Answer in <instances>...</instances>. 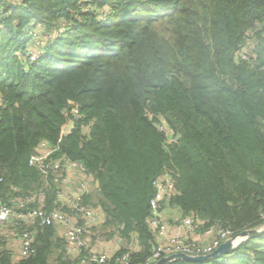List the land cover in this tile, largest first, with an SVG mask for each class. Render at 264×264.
Wrapping results in <instances>:
<instances>
[{"label":"trees","instance_id":"1","mask_svg":"<svg viewBox=\"0 0 264 264\" xmlns=\"http://www.w3.org/2000/svg\"><path fill=\"white\" fill-rule=\"evenodd\" d=\"M249 32L254 54L244 49ZM159 117L169 142L153 125ZM68 118L73 127L62 132ZM42 140L93 177L82 202L102 209L98 236L121 243L103 264L150 256V199L166 170L176 190L160 212L173 207L179 219L194 215L202 229L217 223L233 235L259 228L264 0H0V202L15 214L68 210L62 184L29 164ZM8 222L17 235L33 230L34 251L13 260L0 237V264H82L55 225ZM166 264H264V234L217 258Z\"/></svg>","mask_w":264,"mask_h":264},{"label":"built area","instance_id":"2","mask_svg":"<svg viewBox=\"0 0 264 264\" xmlns=\"http://www.w3.org/2000/svg\"><path fill=\"white\" fill-rule=\"evenodd\" d=\"M70 112L76 116L77 110L72 108ZM71 120L68 118L66 123ZM64 124V126L66 125ZM63 126V127H64ZM62 128V132H65ZM58 146H50L46 140L38 144L37 150L28 159L29 164L36 167L43 175L53 174L55 181L62 184L58 191L59 199L67 205L68 210L54 209L44 212L42 208H34L25 213H14L13 209L0 202V223L5 224L10 217H16L24 221L40 219L41 224H53L59 231V237L65 241L66 253L72 257H78L82 264L99 263L107 261L112 253L96 247L90 239V232L101 225L98 210L99 206L84 204L82 194L92 187L93 177L88 173L80 161L67 156L54 155ZM77 184V187L75 186ZM155 193L150 199L152 213L148 219L151 228L156 235V246L152 253L141 264H153L159 258L177 252L188 255H204L211 253L222 242L232 239L233 249L245 237L234 238L232 232L214 223L206 228H201L202 220L194 215H186L177 220L179 227L202 236V240L185 238L178 231L168 234V224L162 218L159 211L160 201L176 190L172 173L164 171L154 180ZM264 218V214H262ZM264 228V224L259 227ZM33 230L25 228L17 237L16 260L27 257L33 253ZM232 249V250H233ZM115 264H130L128 252L117 256Z\"/></svg>","mask_w":264,"mask_h":264},{"label":"crops","instance_id":"3","mask_svg":"<svg viewBox=\"0 0 264 264\" xmlns=\"http://www.w3.org/2000/svg\"><path fill=\"white\" fill-rule=\"evenodd\" d=\"M91 189V188H90ZM94 206V205H93ZM100 222L103 221V212L102 209L98 210ZM162 218L168 224V234L172 232L178 231L182 234L185 238H192L195 240H202V236L197 233L189 232L188 230L181 228L177 224V220L180 217V213L177 211L176 208L167 206L161 212ZM10 219H12L10 217ZM10 219L8 221H10ZM32 224V220L28 222V225ZM57 230V234L59 235V231ZM90 239L94 242L95 246L100 248L101 250H105L108 253H113L120 247L119 239L109 238L106 239L105 236H98L94 232V228L90 232ZM0 237L6 243V247L12 250L13 260H16L17 254V232L16 228L13 226L12 223L8 222L7 224L0 223Z\"/></svg>","mask_w":264,"mask_h":264},{"label":"water","instance_id":"4","mask_svg":"<svg viewBox=\"0 0 264 264\" xmlns=\"http://www.w3.org/2000/svg\"><path fill=\"white\" fill-rule=\"evenodd\" d=\"M153 125L156 128H160V125L156 122H153ZM72 127H73V121L69 120L67 122V124L63 127V129L64 130L66 129L68 131ZM178 137H179V134L176 133L175 139H177ZM95 185L96 186L98 185V180H95ZM261 234H264V228H250V229L243 230V231L239 232L238 234H234L233 237H235V236L256 237V236H260ZM231 240L232 239L225 240L215 250H213L211 253H208V254L188 255V254L183 253V252H177V253H172V254L163 256V257L159 258L158 260H156L153 264H166V263H168L174 259H184V260H189V261H202V260H206L209 258H217L221 254H228L232 251L233 247H232Z\"/></svg>","mask_w":264,"mask_h":264},{"label":"rangeland","instance_id":"5","mask_svg":"<svg viewBox=\"0 0 264 264\" xmlns=\"http://www.w3.org/2000/svg\"><path fill=\"white\" fill-rule=\"evenodd\" d=\"M39 34H40V31L39 30H37L36 29V35H35V39L38 41L39 40ZM251 36V32H249L248 33V35H247V40H246V44H245V46H244V49H245V51H246V53L248 54V53H250V54H254L255 52H256V50H257V46H258V42H257V40H256V38H252V37H250ZM36 48V47H35ZM36 51H35V49H34V47L33 46H30V49H29V51H28V55L30 56V57H33V56H35L36 55ZM159 119H160V128H162L165 132H166V134H167V139H168V141L167 142H169L170 140H171V138H172V135H173V131L172 130H170V128H168L167 127V125H166V123H165V121L161 118V117H159ZM67 124V123H66ZM66 130V129H65ZM75 186L77 187V184H75ZM264 224V221L262 222V224H261V226ZM260 226V227H261ZM237 237H240V236H235L234 238H237Z\"/></svg>","mask_w":264,"mask_h":264}]
</instances>
